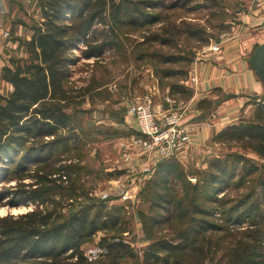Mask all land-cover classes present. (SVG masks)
Listing matches in <instances>:
<instances>
[{
    "label": "rangeland",
    "instance_id": "374dc122",
    "mask_svg": "<svg viewBox=\"0 0 264 264\" xmlns=\"http://www.w3.org/2000/svg\"><path fill=\"white\" fill-rule=\"evenodd\" d=\"M26 2L31 7L27 10L21 6L19 15L29 13L24 21L27 26H31L41 20L39 0ZM165 3L169 6L160 11L163 18H166L152 23L150 30L146 27L136 30L133 27L123 28L116 34L117 43L107 47L101 55L87 56L84 52L86 45L82 42H78L71 50L74 61L70 65V75L65 80V85L74 98L67 111L74 114L75 129L72 133L74 141L70 151L67 155L62 154L69 160L62 162H71L76 169L69 172L71 180L61 184L74 187L71 194L74 200L72 207H76L78 201L99 204L105 202L107 209L112 207L111 215H119L118 224L113 225L110 221L107 228L96 231L82 245L90 259L95 260L105 253V248L99 245V239L106 236L113 240L111 236L116 233V228L125 229L122 237L130 243L131 254L124 253L121 261L130 264L144 263V251L153 239L170 237L174 230L185 228V221L174 222L173 225L169 223L166 207L170 208V205L162 202L156 204L155 192L145 194L152 185H147V181L154 173L153 168L156 163L168 157L179 159L182 165L184 164L186 181L194 183L196 178L199 179L196 202L213 212L204 216L206 219L222 227L220 230L209 231L204 235L203 240L198 242L204 244L205 250L211 245L209 252L214 255L216 262L224 263L227 260V255L229 256L238 239L246 240V228L249 230L257 224L264 229V151L255 150L244 140L243 148L237 143L219 144L216 139L212 140L214 134L226 125L238 123L239 120L251 121L257 105L255 103H259L264 96V71H258L251 63L252 53L261 38L254 32L250 33L253 40L248 44L245 37L249 33L244 34V27L240 25L242 22L238 19L239 13L248 12V0H166ZM98 27L104 26L98 25ZM5 31L10 35V29L4 26L3 32ZM150 31L159 33L158 38L162 42L158 38L145 39ZM22 33L29 35L30 31L22 30ZM8 35H1V38L5 37L3 44L8 46L5 53L1 54V58L5 59L4 65L13 58L21 60L27 58L25 48L18 47L17 42L14 48H12L15 45L13 40L11 44H7L6 41L10 39ZM259 35L262 36L261 33ZM163 37H168L171 41L164 43ZM233 39L243 44V50L238 52L242 56L244 53L262 86H258V91H243L242 95L246 94L248 98L243 99V105L237 111L238 115L231 123H225L220 129L213 128L202 147L203 150H197L192 148L189 139L191 133L183 125L185 112H189L190 109L186 108L188 104L185 105V101L191 98L194 90L201 85L199 76L193 72V63L207 57L218 61L223 44ZM187 58H192V61L187 62ZM167 71L170 75L164 74ZM7 83L3 80L0 70V94L12 90L11 84L8 83L10 88ZM177 85L184 86L185 92L178 91ZM261 89L262 91H259ZM214 91L217 98L201 99V103H197V108L202 110L201 116L207 118L211 112L213 115L210 117L215 120L220 109L229 110L236 105L233 102L229 106L231 99L235 100L239 95L225 94L219 89ZM189 92H192L191 95ZM225 100L230 101L227 106L224 105ZM140 103H147L150 106L157 122L173 111L180 115V125L184 128V133L181 136L179 149L163 157L154 147L152 149L133 142V137L138 136L135 107ZM222 112L226 113L225 110ZM122 115H125L124 122L118 125L110 124L109 127L103 122V119L108 118L121 121ZM99 120L102 121L98 122ZM64 132L66 133L67 130ZM59 151L62 150L58 148V153ZM182 151L186 152L182 153ZM234 153L242 154L243 161L232 168L229 184L213 193L205 184L210 173L209 160ZM181 154L183 157H180ZM230 159L232 160V157ZM182 181L185 182L184 179ZM181 182L175 187L176 197L184 196L186 184ZM15 184H17L15 179L1 180L0 192L12 189ZM189 190L191 194L184 201L186 203L193 197L191 189ZM155 191L162 190L157 186ZM208 195L213 197L209 198ZM242 198L243 204L254 205L255 209L243 213L241 216L243 220L235 224L233 231H228V227L229 229L233 227L231 221L227 220L228 209ZM54 199L64 201L59 194H56ZM34 207L35 204L32 202L10 203L5 196L0 199V216L17 215ZM64 209L67 211L68 208ZM236 213L233 211L232 215ZM191 215L193 213L189 209L188 216ZM195 217L199 219L203 216L196 214ZM185 258L187 259L186 256ZM153 264H164V261Z\"/></svg>",
    "mask_w": 264,
    "mask_h": 264
},
{
    "label": "trees",
    "instance_id": "16d2710c",
    "mask_svg": "<svg viewBox=\"0 0 264 264\" xmlns=\"http://www.w3.org/2000/svg\"><path fill=\"white\" fill-rule=\"evenodd\" d=\"M165 1L39 0L41 20L31 25V36L14 37L10 30L9 38L25 48L27 58H13L1 69L3 80L11 84L12 90L0 94V181L15 179L17 184L0 192V199L6 196L10 203L32 202L35 207L17 215L0 216V264H130L121 261L124 253L131 254L130 243L122 237L125 229L116 228L111 236L113 240L106 236L99 239L105 253L95 260L88 258L82 248L90 236L107 228L110 221L118 224L119 215H111L112 207L107 209L105 202L78 201L77 206L72 207L74 187L61 184L71 180L69 172L76 169L71 162H62L69 160L62 154L70 151L75 129L74 114L67 111L74 98L65 80L74 61L71 50L78 42L86 45L87 56H99L117 43L116 34L123 28L150 30L152 23L163 18L160 10L169 6ZM158 34L150 31L145 39L153 40ZM162 40L171 41L168 37ZM191 61L192 58H187V62ZM164 74L170 75L169 71ZM176 87L185 92L184 86ZM255 104L251 121L239 120L226 125L212 140L216 139L219 144L237 143L241 148L244 140L255 150L264 151V96ZM58 148L62 150L59 153ZM241 161L243 155L238 153L210 159L205 184L213 193L224 189L229 184L232 168ZM153 170L147 181V185H152L145 194L155 192L156 204L170 205L166 207L169 223L185 221L186 226L174 230L170 237L153 239L146 246L143 264L158 261L164 264H264V229L257 224L245 229L246 240L240 238L235 242L224 263L216 262L209 252L211 245L205 250L204 244L198 243L209 231L222 228L206 219L204 216L213 212L196 202L199 179L194 183L186 181L184 164L174 157L158 161ZM183 179L185 182H181ZM179 182L186 184L183 197H176L175 187ZM157 186L162 191H155ZM189 189L193 197L186 203L191 194ZM56 194L64 201L54 199ZM241 200L243 198L228 209L227 220L233 224L228 231H233L235 224L243 220V213L255 209L254 205H245ZM189 209L193 213L190 217ZM233 211L236 215H232ZM196 214L203 217L196 219ZM185 256L193 259L188 261Z\"/></svg>",
    "mask_w": 264,
    "mask_h": 264
},
{
    "label": "crops",
    "instance_id": "0c3cea01",
    "mask_svg": "<svg viewBox=\"0 0 264 264\" xmlns=\"http://www.w3.org/2000/svg\"><path fill=\"white\" fill-rule=\"evenodd\" d=\"M26 1L29 2V0H0L1 35L5 26L13 32L14 37L29 38L31 36V26H27L24 21L25 17L29 16V13H23V15H19L20 8L23 7L27 9L31 7ZM247 4L249 9L248 12L245 13L243 11V14L239 13L238 17V19L242 22L240 25H243L244 27V34L249 33V35L245 37V41L250 44L253 40V38L250 36V33L254 32V34L256 33V35L261 38V41L258 43L260 44L264 42V0H248ZM13 17L15 18L13 19ZM22 30H25L26 32L30 31V34L28 35L25 33V35H23L24 33H22ZM259 33H261L262 36H260ZM1 35L0 70L4 66L5 60L1 58V54L5 51V49L7 50L8 47L6 44H3L5 42V37L1 38ZM233 41L234 39L230 41L231 43L228 41L229 43L223 44L221 54H219L221 55L220 59L218 60L219 62L216 59L211 60V58L207 57L202 60H197L193 63V72L199 76L201 85L196 90H194V94L191 96V98L185 101V105L188 104L186 108L188 107L190 109L188 110L189 112H185L186 115L183 118V125L191 133V137L189 139L192 148H196L197 150H203L202 147L210 136L213 128H215V130L220 129L225 123H231L233 118L238 115L237 111L241 109V106L243 105V99L248 98L246 94L242 95L243 91H258V86H262L258 82L255 72L250 68L248 60L246 57H244V53L242 56V54L238 52V50H243V44H241L239 41ZM6 42L7 44H11L12 40L8 39ZM14 44L15 45L12 46V48L16 47L15 41ZM17 46L19 47L18 44ZM228 62H231V64H228ZM7 85L11 88L8 83ZM214 89H219L225 94L234 93L239 95V98L235 99L236 101L233 99H231V102L229 101L230 99L223 101L225 106L228 105V101L231 103L229 106L232 105L233 102H235L236 105L229 110H227V108L220 109L217 115V119L219 120H214L212 117H210V115H213L211 112L207 118H204V116L200 115V113H203L202 110L197 108V103L201 99L217 98V94L214 93ZM259 91H262V89ZM222 110H225L226 113H223ZM124 118L125 115H122L121 121L110 120L108 118L106 120L103 119V122L110 127V124L118 125V123L124 122ZM209 118L210 120H208ZM100 121L102 120H99L98 122ZM133 128L135 127L133 126ZM185 152L186 151H182V153ZM180 157H183V155L181 154ZM187 157L188 156L186 155L185 158ZM135 162L138 163V161Z\"/></svg>",
    "mask_w": 264,
    "mask_h": 264
},
{
    "label": "built area",
    "instance_id": "2783aa9c",
    "mask_svg": "<svg viewBox=\"0 0 264 264\" xmlns=\"http://www.w3.org/2000/svg\"><path fill=\"white\" fill-rule=\"evenodd\" d=\"M2 34L8 35L6 31ZM135 118L138 136L133 137L134 143H141L152 149L154 147L163 157L180 148L184 128L180 125V115L177 112L173 111L157 122L150 106L140 103L135 107Z\"/></svg>",
    "mask_w": 264,
    "mask_h": 264
},
{
    "label": "water",
    "instance_id": "95a60500",
    "mask_svg": "<svg viewBox=\"0 0 264 264\" xmlns=\"http://www.w3.org/2000/svg\"><path fill=\"white\" fill-rule=\"evenodd\" d=\"M251 63L258 71H264V42L255 47L251 56Z\"/></svg>",
    "mask_w": 264,
    "mask_h": 264
}]
</instances>
